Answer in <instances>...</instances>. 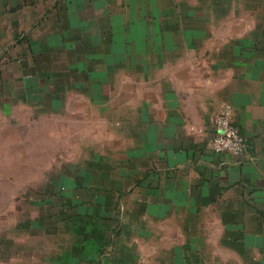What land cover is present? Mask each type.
Returning a JSON list of instances; mask_svg holds the SVG:
<instances>
[{"label": "crops", "instance_id": "0c3cea01", "mask_svg": "<svg viewBox=\"0 0 264 264\" xmlns=\"http://www.w3.org/2000/svg\"><path fill=\"white\" fill-rule=\"evenodd\" d=\"M225 102L242 155L212 148ZM29 104L106 109L113 165L31 222L58 238L39 264H195L264 234V0H0V123Z\"/></svg>", "mask_w": 264, "mask_h": 264}, {"label": "rangeland", "instance_id": "374dc122", "mask_svg": "<svg viewBox=\"0 0 264 264\" xmlns=\"http://www.w3.org/2000/svg\"><path fill=\"white\" fill-rule=\"evenodd\" d=\"M53 94V100L64 98ZM77 111L84 116L77 117ZM107 132L103 108L43 109L29 104L4 114L0 123V264L42 262L44 253L31 251V245L35 241L54 245L58 238L49 239L31 222L69 211L71 206L62 202L70 197L93 194L94 189L76 191L71 181L86 179L96 184L109 178L113 165L107 151L103 155L95 151L107 149ZM244 223L250 231L257 230V223L264 225L255 220ZM208 241V250L196 252L195 264H264V234L228 235L226 240L212 235L206 237Z\"/></svg>", "mask_w": 264, "mask_h": 264}, {"label": "built area", "instance_id": "2783aa9c", "mask_svg": "<svg viewBox=\"0 0 264 264\" xmlns=\"http://www.w3.org/2000/svg\"><path fill=\"white\" fill-rule=\"evenodd\" d=\"M233 106L225 102L215 116V135L212 139V148L216 152H230L235 155H242L248 148V142L234 123Z\"/></svg>", "mask_w": 264, "mask_h": 264}]
</instances>
